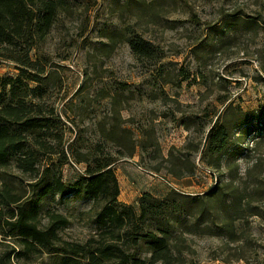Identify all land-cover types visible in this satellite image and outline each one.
Here are the masks:
<instances>
[{"label": "rangeland", "instance_id": "rangeland-1", "mask_svg": "<svg viewBox=\"0 0 264 264\" xmlns=\"http://www.w3.org/2000/svg\"><path fill=\"white\" fill-rule=\"evenodd\" d=\"M69 3L70 11L58 17L37 51L51 73L39 102L65 125L64 147L73 144L81 152L100 147L112 156L118 201L128 205H135L143 193L158 198L169 190L203 195L227 180L224 161L215 168V157H203L198 146L226 106L241 112L264 110V0ZM112 30L149 41L154 58L137 60L125 43L101 47L106 43L102 34ZM17 74L13 62L0 59V76ZM103 92L121 98L115 109L138 145L132 158L118 156L119 149L98 133L99 124L110 122L112 108ZM253 137L255 132L246 141ZM84 168L69 158L62 168L63 182H74ZM231 168L242 179L235 183L241 189L261 190L258 197L248 196L259 215L234 223L233 242L213 227L218 218L211 223L209 212L201 228L211 226L213 233L185 235L184 264H264V140L252 159L241 155ZM43 206L68 218L64 240L84 241L92 232L89 202L49 197ZM238 256L244 260L235 261ZM26 264H50V259L42 255Z\"/></svg>", "mask_w": 264, "mask_h": 264}, {"label": "trees", "instance_id": "trees-1", "mask_svg": "<svg viewBox=\"0 0 264 264\" xmlns=\"http://www.w3.org/2000/svg\"><path fill=\"white\" fill-rule=\"evenodd\" d=\"M70 9L69 0H0V59L13 62L18 71L15 78L0 76V264L32 263L42 255L49 256L50 264H184L185 235L213 233L211 226L201 228L209 212L211 223L218 218L213 227L237 241L234 223L259 215L248 196L258 197L261 190L255 186L247 193L235 184L242 179L236 178L231 164L241 155L252 159L264 140V110L241 112L226 106L218 115L198 149L203 157H215V168L224 161L228 179L205 194L192 197L169 190L161 198L143 193L135 205L119 202L116 160L100 147L86 152L73 150V144L65 148V125L39 102L51 73L37 56L38 46ZM102 38L103 48L127 44L137 60L155 56L153 44L137 34L112 30ZM103 95L111 99V116L110 122L99 124L98 133L119 149L118 156L132 158L138 145L115 109L121 98ZM234 132L240 136L234 138ZM251 132L255 137L249 143ZM69 158L85 168L74 182L65 183L62 168ZM49 197L91 204L92 232L84 241L61 237L70 223L43 206Z\"/></svg>", "mask_w": 264, "mask_h": 264}, {"label": "crops", "instance_id": "crops-1", "mask_svg": "<svg viewBox=\"0 0 264 264\" xmlns=\"http://www.w3.org/2000/svg\"><path fill=\"white\" fill-rule=\"evenodd\" d=\"M119 196H121V193H120V195H119ZM139 196H140V195H139ZM139 196H137V198H136V199H138V197H139ZM135 204H136V201H135ZM216 264H219V263H216Z\"/></svg>", "mask_w": 264, "mask_h": 264}]
</instances>
